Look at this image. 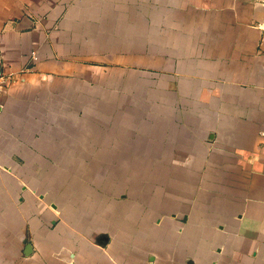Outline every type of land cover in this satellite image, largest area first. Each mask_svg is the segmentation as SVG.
I'll list each match as a JSON object with an SVG mask.
<instances>
[{"label": "crops", "instance_id": "1", "mask_svg": "<svg viewBox=\"0 0 264 264\" xmlns=\"http://www.w3.org/2000/svg\"><path fill=\"white\" fill-rule=\"evenodd\" d=\"M0 264H264V0H0Z\"/></svg>", "mask_w": 264, "mask_h": 264}, {"label": "built area", "instance_id": "2", "mask_svg": "<svg viewBox=\"0 0 264 264\" xmlns=\"http://www.w3.org/2000/svg\"><path fill=\"white\" fill-rule=\"evenodd\" d=\"M0 81H3V78H0Z\"/></svg>", "mask_w": 264, "mask_h": 264}]
</instances>
